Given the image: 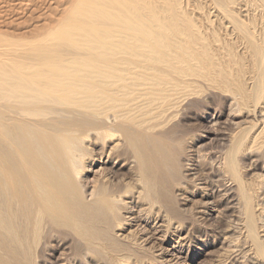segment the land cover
<instances>
[{"label":"bare ground","instance_id":"1","mask_svg":"<svg viewBox=\"0 0 264 264\" xmlns=\"http://www.w3.org/2000/svg\"><path fill=\"white\" fill-rule=\"evenodd\" d=\"M57 7L0 34V264H264V0Z\"/></svg>","mask_w":264,"mask_h":264},{"label":"rangeland","instance_id":"2","mask_svg":"<svg viewBox=\"0 0 264 264\" xmlns=\"http://www.w3.org/2000/svg\"><path fill=\"white\" fill-rule=\"evenodd\" d=\"M51 1L52 0H0V34L8 37H13V35L14 37L16 35V37H28L40 31L43 27L49 26L51 24V18L53 17H51V15H55L60 11L57 5L61 0H54L55 4ZM56 2L59 3L57 4ZM44 14L46 16H44ZM48 15L50 16L48 17ZM48 23L49 25H47ZM210 241L212 243L213 237L210 238ZM212 246L213 244L210 245L211 248ZM201 249L202 248L197 247L194 251L196 250V252L199 253ZM203 250L207 251L208 248H204ZM192 253L193 250H191V254ZM204 256L205 255L199 254L197 258L202 259Z\"/></svg>","mask_w":264,"mask_h":264}]
</instances>
